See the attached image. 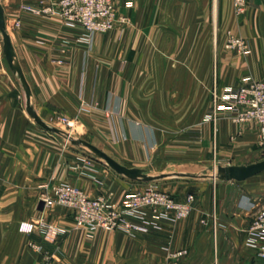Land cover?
Segmentation results:
<instances>
[{"label":"crops","instance_id":"1","mask_svg":"<svg viewBox=\"0 0 264 264\" xmlns=\"http://www.w3.org/2000/svg\"><path fill=\"white\" fill-rule=\"evenodd\" d=\"M38 1L0 0L31 93L0 42V264H264L247 234L264 210V172L242 182L218 173L264 159L259 125L211 120L214 86L264 80V0H247L241 15L235 0H116L130 26L91 38L22 9ZM229 32L248 43L246 56L225 48ZM166 117L178 120L168 142L158 121L146 120ZM66 121L128 168L166 166L152 182L130 180L67 143ZM54 185L115 203L153 188L196 201L188 218L161 219L149 234L131 236L76 228L67 208L39 210ZM39 219L68 232L56 240L40 229L19 232ZM184 249L185 257H172Z\"/></svg>","mask_w":264,"mask_h":264},{"label":"built area","instance_id":"2","mask_svg":"<svg viewBox=\"0 0 264 264\" xmlns=\"http://www.w3.org/2000/svg\"><path fill=\"white\" fill-rule=\"evenodd\" d=\"M247 0H235L237 15L246 11ZM25 12L34 15L59 17L67 24L81 27L89 38L95 34H107L116 25H128L129 20L117 13L116 0H39L22 6ZM19 25V22L17 23ZM225 48L239 56L249 53L248 43L233 33L227 34ZM230 118L237 124L256 121L259 125L261 147H264V80L247 79L238 87L221 91L212 89L211 120L216 124L220 116ZM41 200L46 208H67L74 217L76 228L102 229L124 232L131 236L149 234L151 226H157L161 219L179 220L188 218L196 201L190 194L185 201H177L170 194L160 191L131 193L122 202L115 203L110 197H90L82 189L70 185H54L50 192L42 193ZM150 209V211H148ZM148 213L151 220L148 219ZM47 240H56L68 231L41 219L20 223L19 232L31 235L39 230ZM249 245L261 248L264 256V210L256 213L247 229ZM187 250L172 253L180 259Z\"/></svg>","mask_w":264,"mask_h":264},{"label":"water","instance_id":"3","mask_svg":"<svg viewBox=\"0 0 264 264\" xmlns=\"http://www.w3.org/2000/svg\"><path fill=\"white\" fill-rule=\"evenodd\" d=\"M0 33L3 38L4 43V55L6 57L7 63L18 76L22 80L26 91L27 96L30 98L31 93L30 89L28 87L26 78L18 65V62L16 61V54L14 51V47L11 41V38L7 32V26L5 21V14L4 9L2 5L0 4ZM74 144H81L88 148L96 157L103 160L113 171H115L117 174L125 176L126 178L133 180V181H143V182H152L157 179V177L149 175L146 170L139 169V168H128L119 162H117L115 159L110 157L107 153L100 150L93 144L86 142V141H74ZM264 172V159L260 162L250 164L247 166H229V167H220L218 169L219 178L221 180H229V181H237L242 182L247 179H250L256 175H259ZM45 207L44 202H40L39 204V210H43Z\"/></svg>","mask_w":264,"mask_h":264},{"label":"rangeland","instance_id":"4","mask_svg":"<svg viewBox=\"0 0 264 264\" xmlns=\"http://www.w3.org/2000/svg\"><path fill=\"white\" fill-rule=\"evenodd\" d=\"M129 26H130V24L128 25V27ZM2 40H3V38H2V35L0 33V42H1V45L3 46V41ZM146 120H148V121L149 120H152L153 122L154 121H158V123L163 127V129L166 132H168V133H164L163 136H162L165 142H168L169 139H170V137H171V135H172V134H170L171 126L174 125V124L176 125V123L178 122V120L176 118H169V117L168 118L167 117L166 118H150V119L148 118ZM72 125H73L72 123H69L68 121H66V128H62V130L65 133V135H64L63 138L67 141V143H69L70 145H73L74 144V141H76V142L86 141V142L91 143L90 141H88V135L84 133V130H83L82 127H79L77 125H75V127H73ZM77 146L81 147L82 149H84L85 151H87L88 153H90L91 155H94L85 146H83L81 144H77ZM165 166H166L165 163H163L161 160H158L157 165H155V167L153 165L148 166V168L146 169V172L148 174L154 176V175H157L159 173L160 169L161 168H164ZM150 190L160 191V190H155L154 188L153 189L146 190V191H150ZM138 193H144V192H138ZM148 211H150V209ZM149 214L150 213H148V219L151 220V215H149ZM149 225H150V228L151 229L154 227V226H151V224H149ZM150 232H151V230H150Z\"/></svg>","mask_w":264,"mask_h":264}]
</instances>
